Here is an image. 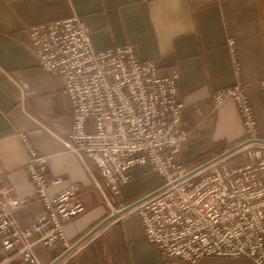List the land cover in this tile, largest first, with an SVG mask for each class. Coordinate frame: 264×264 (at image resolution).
Here are the masks:
<instances>
[{"label": "crops", "instance_id": "1", "mask_svg": "<svg viewBox=\"0 0 264 264\" xmlns=\"http://www.w3.org/2000/svg\"><path fill=\"white\" fill-rule=\"evenodd\" d=\"M74 13L86 19L94 49L129 43L140 58L178 70V93L185 104L182 120L191 132L179 162L219 154L244 141L235 102L228 99L215 108L212 100L213 91L238 80L264 139V0H0V186L31 200L16 211L21 226L43 212L26 167L30 154L21 138L25 134L35 151L48 157L50 177L63 178L50 187L51 194L72 183L82 186L78 198L85 211L65 226L71 245L112 213L105 195L120 208L158 188L162 180L149 165H139L118 193L102 190L96 166L89 160L86 165L60 139L70 131L73 110L64 80L40 67L29 27ZM229 38L236 43L238 70ZM144 231L140 217L127 211L57 264H192L164 261ZM66 249L57 242L52 247L38 244L35 252L40 264H51ZM238 261L253 264L246 258ZM11 264L29 263L14 258Z\"/></svg>", "mask_w": 264, "mask_h": 264}, {"label": "built area", "instance_id": "2", "mask_svg": "<svg viewBox=\"0 0 264 264\" xmlns=\"http://www.w3.org/2000/svg\"><path fill=\"white\" fill-rule=\"evenodd\" d=\"M90 31L76 13L29 27L40 67L64 80L73 111L70 131L60 139L68 150L86 165L87 160L95 165L101 177L97 186L113 194L130 180L133 167L149 165L157 172L161 184L130 212L140 217L162 259L217 264L208 258L233 257L264 264V139L242 82L213 91L212 100L215 108L228 99L235 102L245 144L192 172L177 160L189 136L182 120L185 104L178 93V70L140 58L129 43L96 50ZM235 44L228 39L238 70ZM261 88L264 98V80ZM21 138L30 154L26 167L35 198L44 210L32 224L21 226L16 211L31 200L0 186V264H11L14 258L40 264L38 244L70 247L65 226L85 211L79 184L50 193L63 178L50 177L48 157L38 154L25 134ZM237 152L247 162L230 165L228 159Z\"/></svg>", "mask_w": 264, "mask_h": 264}, {"label": "water", "instance_id": "3", "mask_svg": "<svg viewBox=\"0 0 264 264\" xmlns=\"http://www.w3.org/2000/svg\"><path fill=\"white\" fill-rule=\"evenodd\" d=\"M245 144V142H241L237 145H235L234 147L230 148L229 150L218 154L217 156L207 160L206 162L196 166L195 168L192 169V172H196L202 168H204L205 166H207V164H210L214 161H218L222 158L227 157L228 155H230L231 153L237 151V149L239 150L243 145ZM147 195H144L142 197H140L139 199L132 201L129 204H126L125 206H122L121 208L114 210L110 215H108L104 220L102 219V221L100 223H98L95 227H93L90 231H88L86 234H84L79 240H77L74 244H72L70 247H68L58 258H56L54 260V262H52L51 264H57L58 262L62 261L65 257H67L71 251H73L75 248L79 247L81 244H83L90 236H92L96 231H98L101 227H103V225L112 220L113 218L124 214L125 212L133 209L137 204H139L140 202H142V200L147 197Z\"/></svg>", "mask_w": 264, "mask_h": 264}, {"label": "rangeland", "instance_id": "4", "mask_svg": "<svg viewBox=\"0 0 264 264\" xmlns=\"http://www.w3.org/2000/svg\"><path fill=\"white\" fill-rule=\"evenodd\" d=\"M213 105H214V103H213ZM215 107V106H214ZM186 127V126H185ZM187 128V127H186ZM188 129V128H187ZM189 130V129H188ZM190 136H191V132H190V130H189V136H188V139L185 141V145H184V148H183V151L181 152V153H183L185 150H186V146L188 145V144H186L187 143V141L189 140V138H190ZM180 153V154H181ZM216 153H217V151H216ZM219 153V152H218ZM222 152H220L219 154H221ZM216 155H218V154H214V155H209V154H204V155H201V156H199V157H197V158H192L191 160H186L185 161V163L184 162H182L187 168H195L196 166H198V165H200V164H202V163H204V162H206V161H204V162H202V163H200V164H197L196 166H194V164H196L197 163V161L198 160H200L201 158H203V157H208V160L209 159H211V158H213V157H215ZM244 162H247V157H246V155L244 154V153H238L237 152V154H235V155H232L229 159H228V163L230 164V165H238V164H241V163H244ZM192 165L194 166V167H192ZM110 207H111V209H112V212L114 211V210H117V209H119V208H117L116 206H115V204L111 201L110 202ZM121 208V207H120ZM130 211V210H129ZM162 257V256H161ZM164 260V259H163ZM208 260H210V261H213V262H215V263H217V264H240L239 263V261H238V258H234L233 259V257H212V258H208ZM164 261H171V260H164ZM204 264V263H203Z\"/></svg>", "mask_w": 264, "mask_h": 264}, {"label": "trees", "instance_id": "5", "mask_svg": "<svg viewBox=\"0 0 264 264\" xmlns=\"http://www.w3.org/2000/svg\"><path fill=\"white\" fill-rule=\"evenodd\" d=\"M206 160H208V157H203V158H201L200 160H198L197 163L194 164V166H196L197 164H200V163H202V162H204V161H206ZM194 166L192 165V167H194ZM190 168H191V167H190Z\"/></svg>", "mask_w": 264, "mask_h": 264}]
</instances>
